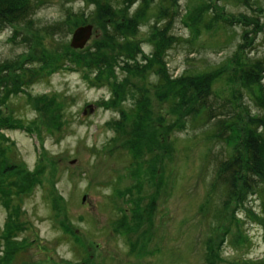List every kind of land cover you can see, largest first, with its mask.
Here are the masks:
<instances>
[{
	"label": "rangeland",
	"instance_id": "374dc122",
	"mask_svg": "<svg viewBox=\"0 0 264 264\" xmlns=\"http://www.w3.org/2000/svg\"><path fill=\"white\" fill-rule=\"evenodd\" d=\"M32 1L35 28L70 14L69 32L53 37L9 24L0 30V61L22 53L24 64L37 44L55 52L63 43L71 50V32L82 22L93 25L87 45L103 37L101 23L91 21L92 0ZM161 4L173 12L171 22L160 16ZM129 9L138 18L132 44L149 55L161 46V62L172 77L210 69L220 76L214 89H243L239 100L256 109L253 92L234 76L243 30L234 16L260 17V29L249 32L248 51L264 57V0H145ZM83 16L89 21L76 25ZM167 24L166 49L156 40ZM22 34L31 37L28 49ZM148 71L109 68L104 72L112 84L95 85L80 69L60 68L33 83L29 94L6 101L3 114L14 123L20 119L23 128L0 136V264H264V193L236 197L221 225L211 227V176L203 170L214 143L210 126L195 117L182 129L180 111L171 99L158 98ZM145 88L148 142L135 138L143 123L129 95ZM50 96L54 103L43 112ZM88 103L94 110L82 117Z\"/></svg>",
	"mask_w": 264,
	"mask_h": 264
},
{
	"label": "trees",
	"instance_id": "16d2710c",
	"mask_svg": "<svg viewBox=\"0 0 264 264\" xmlns=\"http://www.w3.org/2000/svg\"><path fill=\"white\" fill-rule=\"evenodd\" d=\"M92 1L95 11L91 21L101 23L102 38L95 39L82 49L70 50L67 47L64 48L65 44L61 43L59 49L54 52V50H46L38 44L30 48L31 37L22 34L21 42L31 50L27 62L19 65V59L24 55L22 53L17 54L13 59L0 61V136L7 129L23 128L20 119L14 123L9 116L3 114L6 101L11 96L29 94L28 88L33 83L55 70L77 68L83 71L89 82L95 85H111L112 78L110 75L108 76V72L105 74L104 70L106 69L110 68L112 71V68L118 67L121 70L138 72L149 69L148 72L154 74L155 77L154 88L158 92V98L160 100L171 99L180 111L179 126L182 129L186 126L187 120L195 117L200 118L203 125L207 123L210 126L209 131L206 132L214 139V143L207 154L203 170L208 173L206 175L211 176L212 207H210V217L213 222L211 227L216 229L223 222L227 208L233 199L237 197V200H241L248 192L264 193V95L261 93L264 58L251 56L246 51L247 45L244 44L249 37L248 30L250 28L248 30L244 28L240 35L237 51L242 48L244 51H242L239 61L236 62L235 73H233L241 86L253 92L251 99H253L256 109L252 110L247 106V103L239 100L245 95L243 89L229 94H222L214 89V81L220 76L210 69H202L195 74L186 73L172 77L166 71V64L161 62V54L158 53L161 46L154 45L155 50L149 55L143 50L140 51L137 45L132 44L129 35L134 32L130 30L138 22V18L136 13L132 15L133 11L130 12L129 8L135 2H144L145 0ZM164 1L167 0H161V2ZM36 7L32 0H0V30L9 24H15L27 27L33 33L42 31L46 36L53 35L54 37L55 32H63L66 29L67 33L69 32L65 24L69 22L70 14H67L63 21L35 28L33 15ZM172 13L167 5L159 6L160 16H170L168 22L172 21ZM85 17L83 16V20L77 21L76 25L82 21H89L84 19ZM234 18L239 20L238 22H241L243 27H245V23H249L247 25L254 32L259 30L263 24L259 16L249 13L240 12ZM82 24L84 23L82 22ZM218 24L223 25V22ZM229 24L228 21L227 25ZM154 27L156 26L154 25ZM167 28L168 24L159 29L158 36L160 38L156 40L163 45L167 43L166 49L171 45L166 34ZM16 34L18 31L14 30L13 36ZM11 71L14 73L13 75L10 74ZM91 72L95 73L93 77H90ZM127 85L129 86V82ZM117 89L121 90V86H118ZM129 95L134 99L135 109L141 110L140 116L142 117L139 116V118L141 119L140 123H143V125H136L137 130L142 129V131L135 138L148 142L151 137H145L151 126L148 89H142L140 93L130 90ZM42 96L34 98L39 99ZM53 100L51 96L45 100V104L42 105L43 112H45L44 106L53 104ZM240 107L246 116L244 122ZM52 120L55 118L52 117ZM115 125L118 126L119 123L115 122ZM2 155H4V151Z\"/></svg>",
	"mask_w": 264,
	"mask_h": 264
},
{
	"label": "water",
	"instance_id": "95a60500",
	"mask_svg": "<svg viewBox=\"0 0 264 264\" xmlns=\"http://www.w3.org/2000/svg\"><path fill=\"white\" fill-rule=\"evenodd\" d=\"M93 25L91 23H84L78 25L73 29L69 39V47L72 49H82L89 42L92 37ZM95 104H86L82 111L81 116L86 117L93 112Z\"/></svg>",
	"mask_w": 264,
	"mask_h": 264
},
{
	"label": "bare ground",
	"instance_id": "6f19581e",
	"mask_svg": "<svg viewBox=\"0 0 264 264\" xmlns=\"http://www.w3.org/2000/svg\"><path fill=\"white\" fill-rule=\"evenodd\" d=\"M247 4H248V2H247ZM261 9H262V8H261ZM252 11L254 12L253 9H252ZM254 16H256V15H254ZM245 24H246L245 27H243V26L241 25V26H242V29L244 30V28H247V30H248V28H250V30H248V31H249V32L252 31V30H251V27L247 25V24H249V23H245ZM76 27H77V26H76ZM155 28H156V27H155ZM160 29H161V28H160ZM243 30H242V32H243ZM72 31H73V30H72ZM157 31H159V30H157ZM166 34H167L168 37L171 36V35H169V34L167 33V29H166ZM248 39H249V37L247 38V42L244 44V45H247V48L251 46V45L248 46ZM89 41H90V40H89ZM87 44H88V43H87ZM87 44H86V45H87ZM86 45H85V46H86ZM85 46H84V47H85ZM247 48H246L247 53H248L249 55H251V56H254V55H252V54L247 50ZM239 51H240V53H243L242 51H244V48L239 49L238 51H237V49H236V50L234 51L233 56H234L235 58H237V59H240V57H241V54H240L239 56H237V53H238ZM256 57H262V56H256ZM262 58H264V57H262ZM261 79H262L261 81H262V83H263L262 86H261V89H262V92H261V93L264 95V74H263V76L261 77ZM261 93H260V94H261Z\"/></svg>",
	"mask_w": 264,
	"mask_h": 264
}]
</instances>
